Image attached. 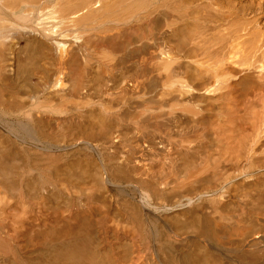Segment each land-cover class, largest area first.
I'll return each instance as SVG.
<instances>
[{
    "label": "bare ground",
    "instance_id": "obj_1",
    "mask_svg": "<svg viewBox=\"0 0 264 264\" xmlns=\"http://www.w3.org/2000/svg\"><path fill=\"white\" fill-rule=\"evenodd\" d=\"M0 107V264H264V0H0Z\"/></svg>",
    "mask_w": 264,
    "mask_h": 264
},
{
    "label": "rangeland",
    "instance_id": "obj_2",
    "mask_svg": "<svg viewBox=\"0 0 264 264\" xmlns=\"http://www.w3.org/2000/svg\"><path fill=\"white\" fill-rule=\"evenodd\" d=\"M34 80H36V79H34ZM25 112V111H24ZM10 118V119H9ZM13 120H12V119ZM24 118V119H23ZM7 119V120H6ZM8 120H10V123L9 124H16V122H26V120H25V114L24 113H21L20 115H16V114H14V113H12V114H10V113H8V112H6L2 107H0V127L2 128L3 127V125L4 124H7V121ZM15 121V122H14ZM12 122V123H11ZM3 124V125H2ZM19 132H20V134H24L23 133V131H21V130H19ZM27 140V143L29 144V145H35V146H40V147H42L43 146V142H35V141H32V140H30V139H28V138H26ZM31 142H30V141ZM29 141V142H28ZM33 143V144H32ZM45 145V144H44ZM62 184L61 186H60V184ZM57 186H58V188L60 189V190H62L64 193H66L67 192V194H69V195H71V194H73V195H75V190H73L74 188L73 187H71L70 185H68V184H66V182L65 181H63V180H57ZM62 186L63 187H65L64 189L65 190H63L62 189ZM66 187H67V189H66ZM73 188V189H72ZM66 191V192H65ZM112 194L114 195V198L116 199V198H121L122 196H124V194L122 193V192H120V191H118L115 187H113L112 188ZM123 194V195H122ZM121 195V196H120Z\"/></svg>",
    "mask_w": 264,
    "mask_h": 264
}]
</instances>
